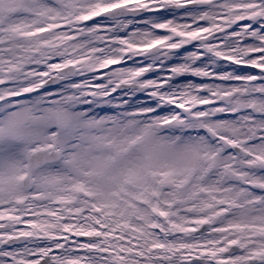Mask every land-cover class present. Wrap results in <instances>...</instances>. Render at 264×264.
I'll return each instance as SVG.
<instances>
[{
  "label": "snow or ice",
  "instance_id": "obj_1",
  "mask_svg": "<svg viewBox=\"0 0 264 264\" xmlns=\"http://www.w3.org/2000/svg\"><path fill=\"white\" fill-rule=\"evenodd\" d=\"M0 264H264V0H0Z\"/></svg>",
  "mask_w": 264,
  "mask_h": 264
}]
</instances>
